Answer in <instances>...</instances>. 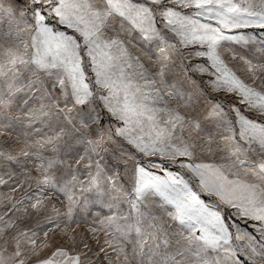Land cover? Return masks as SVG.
Here are the masks:
<instances>
[{
    "label": "snow or ice",
    "instance_id": "1",
    "mask_svg": "<svg viewBox=\"0 0 264 264\" xmlns=\"http://www.w3.org/2000/svg\"><path fill=\"white\" fill-rule=\"evenodd\" d=\"M0 264H264V0H0Z\"/></svg>",
    "mask_w": 264,
    "mask_h": 264
}]
</instances>
